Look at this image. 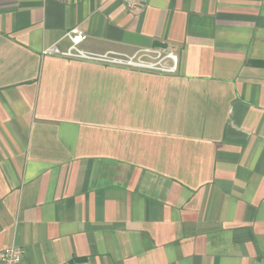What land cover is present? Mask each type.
I'll use <instances>...</instances> for the list:
<instances>
[{
  "label": "crops",
  "instance_id": "obj_1",
  "mask_svg": "<svg viewBox=\"0 0 264 264\" xmlns=\"http://www.w3.org/2000/svg\"><path fill=\"white\" fill-rule=\"evenodd\" d=\"M165 76L43 56L66 34ZM23 264H264V0H0V252Z\"/></svg>",
  "mask_w": 264,
  "mask_h": 264
},
{
  "label": "built area",
  "instance_id": "obj_2",
  "mask_svg": "<svg viewBox=\"0 0 264 264\" xmlns=\"http://www.w3.org/2000/svg\"><path fill=\"white\" fill-rule=\"evenodd\" d=\"M120 1L130 13L143 10L147 4V0ZM66 37L70 42L66 50L61 51L53 45L44 49L42 55L165 76L175 75L178 72V57L168 46L141 49L132 55L96 54L81 48L86 35L77 28L70 30ZM23 257L24 250L12 246L0 252V264H23Z\"/></svg>",
  "mask_w": 264,
  "mask_h": 264
}]
</instances>
